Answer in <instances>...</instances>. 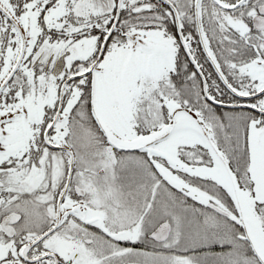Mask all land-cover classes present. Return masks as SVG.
<instances>
[{
  "label": "snow or ice",
  "instance_id": "snow-or-ice-1",
  "mask_svg": "<svg viewBox=\"0 0 264 264\" xmlns=\"http://www.w3.org/2000/svg\"><path fill=\"white\" fill-rule=\"evenodd\" d=\"M0 264H264V0H0Z\"/></svg>",
  "mask_w": 264,
  "mask_h": 264
}]
</instances>
